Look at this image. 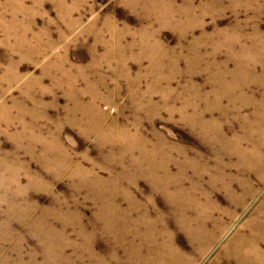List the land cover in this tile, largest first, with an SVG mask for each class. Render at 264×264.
<instances>
[{
    "label": "rangeland",
    "instance_id": "rangeland-1",
    "mask_svg": "<svg viewBox=\"0 0 264 264\" xmlns=\"http://www.w3.org/2000/svg\"><path fill=\"white\" fill-rule=\"evenodd\" d=\"M180 263L264 264V0H0V264Z\"/></svg>",
    "mask_w": 264,
    "mask_h": 264
},
{
    "label": "bare ground",
    "instance_id": "bare-ground-1",
    "mask_svg": "<svg viewBox=\"0 0 264 264\" xmlns=\"http://www.w3.org/2000/svg\"><path fill=\"white\" fill-rule=\"evenodd\" d=\"M111 221H112V220H111ZM114 221H115V220H114ZM110 226H111V225H110ZM241 246H244V243H243V242L241 243ZM244 252H245V251H244ZM157 253H158V252H157ZM171 253H172V252H171ZM249 253H250V252H249ZM175 255H176V254H175ZM244 255H245V254H244ZM176 256H177V255H176ZM251 256H253V255H251ZM170 258H171V257H170ZM170 258H169V259H170ZM179 258H180V257H179ZM144 259H145V258H144ZM175 259H176V258H175ZM178 260H179V259H178ZM182 260H183V259H182ZM171 261H172V260H171ZM174 262H175V261H174ZM184 262H185V260H184ZM187 263H188V262H187ZM180 264H181V263H180ZM184 264H186V263H184Z\"/></svg>",
    "mask_w": 264,
    "mask_h": 264
}]
</instances>
